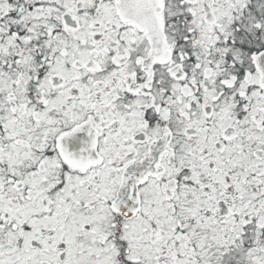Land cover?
Returning a JSON list of instances; mask_svg holds the SVG:
<instances>
[{
    "label": "snow or ice",
    "instance_id": "snow-or-ice-1",
    "mask_svg": "<svg viewBox=\"0 0 264 264\" xmlns=\"http://www.w3.org/2000/svg\"><path fill=\"white\" fill-rule=\"evenodd\" d=\"M0 264H264V0H0Z\"/></svg>",
    "mask_w": 264,
    "mask_h": 264
}]
</instances>
